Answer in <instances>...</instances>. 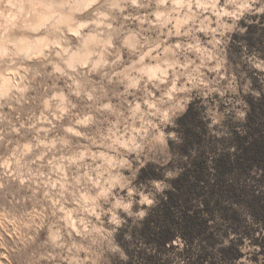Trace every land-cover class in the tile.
Instances as JSON below:
<instances>
[{
	"label": "clouds",
	"instance_id": "clouds-1",
	"mask_svg": "<svg viewBox=\"0 0 264 264\" xmlns=\"http://www.w3.org/2000/svg\"><path fill=\"white\" fill-rule=\"evenodd\" d=\"M247 97L264 101V0H0V264H264V221L237 202L251 237L221 215L214 245L140 236L191 167L187 129L247 135Z\"/></svg>",
	"mask_w": 264,
	"mask_h": 264
},
{
	"label": "trees",
	"instance_id": "trees-1",
	"mask_svg": "<svg viewBox=\"0 0 264 264\" xmlns=\"http://www.w3.org/2000/svg\"><path fill=\"white\" fill-rule=\"evenodd\" d=\"M190 115V112L189 114ZM188 117V116H187ZM185 117V120L188 118ZM193 118H189L192 121ZM190 130V128H188ZM187 129V131H189ZM237 134L238 143L236 145L235 161L231 159L230 153L223 154L217 157H210L202 153L197 155L191 164V167H185L184 173L179 179L172 181L175 192L167 193L169 199L167 202L161 203V205L153 211L147 221L144 223L143 229L140 231V236L144 238L148 243H155L163 249V245L174 239L179 234L189 245H192L197 237H205L213 243L214 237L208 230L209 220L216 212L222 213L225 218H228L227 211L221 207L219 203L218 192L215 189L214 182H209L208 174L211 168L218 170L222 176L232 172L237 174H244L247 172L251 164L261 166L260 162L264 157V143L254 139L251 144L244 145L245 136ZM191 144H186L184 148H181V152L185 153ZM223 179V178H222ZM233 181V180H232ZM202 183V184H200ZM233 183L229 184L226 191L231 193L234 187ZM238 184V182H237ZM203 186V191L199 186ZM217 185V184H216ZM206 190V191H205ZM217 192V194H216ZM217 195V196H216ZM200 196L204 208L201 209L193 204V198ZM223 196V195H222ZM219 197V196H218ZM192 212L193 214H189ZM204 213L208 214V219L204 218ZM155 225V228L152 225ZM156 229H159L157 231ZM264 246V245H263ZM236 252L233 257H238L240 253L236 247L226 249V254H232ZM204 256H200L198 260L192 261L191 264H203ZM149 264H159L153 257H147Z\"/></svg>",
	"mask_w": 264,
	"mask_h": 264
},
{
	"label": "rangeland",
	"instance_id": "rangeland-1",
	"mask_svg": "<svg viewBox=\"0 0 264 264\" xmlns=\"http://www.w3.org/2000/svg\"><path fill=\"white\" fill-rule=\"evenodd\" d=\"M256 29L252 28L250 29V34H249V44L253 43V39H252V33L255 32ZM238 51V49H237ZM250 107H251V112L249 114L248 117V123L246 125H243L242 127L246 129L247 131V135H245V139H244V145H248L249 143L251 144V142L256 139L259 140V142H263L264 143V101H261L259 103H255L253 102L251 97H247L246 98ZM195 116L196 113L194 111H190V115H188V120H181V124L184 125L186 124V122L189 121V118H193L192 121L195 120ZM189 130V129H188ZM233 133H234V138L228 142H220L223 144L222 148H218L217 143L212 142V141H208L207 139L205 140V143L202 139V137L198 134H196L195 132H193L191 129L189 131H186V135L188 137L187 143L186 144H191L192 146H189V149L193 147V145H198L199 149H198V155H202V153H204L205 155H208L209 158L210 157H219L223 154L227 153V148L231 147V146H235L238 143V139H237V134L233 128ZM185 144V146H186ZM184 146V147H185ZM183 147V148H184ZM189 149L183 153L186 155H189L190 159H189V163L192 164L193 158H191L190 153H189ZM262 159V161L260 162V165H263L264 167V157L260 158ZM253 166H256L255 164H251L247 170L246 173L244 174H237V172H232L229 173L227 175L222 176L221 173L216 170L214 167L210 169V173L208 174V178H209V182L212 183V181L214 182V186L215 189L217 190L216 194L219 196H217L216 198L219 199V203L221 204V207L224 208V211H227L228 214V218L226 219L224 215H222V213L220 212H216L214 213V215L212 216L211 220H214L215 217L217 219V223H219V216L221 215L222 219L224 220H231L233 222L232 225H230V227H232L233 231L239 232L241 228L244 229L243 234L244 235H248V236H252L254 231H258V229H252L250 227H247L244 225V222L241 220L239 214L235 211H233L230 207L231 202H237L240 203L242 205H246L247 208L250 210L252 216L254 217V219L257 222L260 221H264V193L261 194V196H256L255 193V185L252 186L251 188H240L239 190H237L239 188V181L242 178L248 177L250 174L251 169L253 168ZM183 167H188L187 165H183ZM257 168H260L261 166H256ZM263 169V168H261ZM156 175V173L153 171L152 167L150 166L144 173L143 176L141 177L142 179L144 177L147 176H154ZM223 178V179H222ZM234 181V187H237L236 190L233 189L231 191V193H229L227 190V188L229 187L228 185L230 183H228V181ZM238 182V184H237ZM202 184V183H200ZM217 184V185H216ZM257 184L259 185H264V178H261V180L257 181ZM203 186H199V188L201 189V191L204 190V188H202ZM206 191V190H205ZM223 195V196H222ZM202 199L200 198V196H197L196 198H193L192 202L195 206L200 207V205L202 204ZM225 203H228L229 206L225 207ZM210 227V226H209ZM209 230V228H208ZM211 233V232H210ZM226 234V233H225ZM135 235V233H134ZM213 236V234H212ZM214 237V236H213ZM144 239V238H143ZM197 239H199L201 241V246H203V241L207 240L209 244H215L217 241L216 239L213 240V243L210 242V240L206 239L205 237L203 238L201 237H197ZM145 240V239H144ZM145 242L149 245L153 244V243H148L146 240ZM242 243V241H241ZM254 243L257 244H261L262 246L264 245V240H254ZM194 244V242H193ZM192 244V245H193ZM190 245V246H192ZM233 247L235 248V245H233ZM224 251V255L227 258H233V255L236 253L235 251L232 252V254H226V250ZM194 253L191 250H188L186 252V255L189 257V259L191 258V256ZM141 256H144V253L141 252L140 253ZM155 258V257H153ZM158 261L157 258H155ZM149 264V263H148Z\"/></svg>",
	"mask_w": 264,
	"mask_h": 264
}]
</instances>
